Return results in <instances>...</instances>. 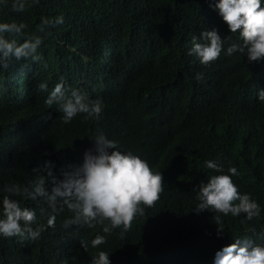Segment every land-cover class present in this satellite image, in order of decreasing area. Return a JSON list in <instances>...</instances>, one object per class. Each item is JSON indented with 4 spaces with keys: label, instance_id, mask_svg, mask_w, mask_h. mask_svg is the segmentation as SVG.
<instances>
[{
    "label": "trees",
    "instance_id": "trees-1",
    "mask_svg": "<svg viewBox=\"0 0 264 264\" xmlns=\"http://www.w3.org/2000/svg\"><path fill=\"white\" fill-rule=\"evenodd\" d=\"M210 3L29 0L22 12L0 5V21L27 26L13 34L17 40L42 37L41 61L13 60L0 72V197L6 185H28L33 168L47 160L62 178V170L82 163L85 150L94 151L97 130L161 171L163 183L160 198L143 206L123 235L119 227L103 233L101 224L65 229L63 221L72 215L66 207L48 226L44 198L17 195L21 206L36 210L33 226L42 225L41 234L26 240L0 236V264H88L97 248L109 253L111 264H213L215 252L235 238L264 242V102L255 100L264 88V60L248 62L239 52L222 50L204 65L188 54L192 36L207 28L231 36L224 49L238 40ZM57 15L63 23L40 32L41 19ZM60 80L89 100L99 98L101 119L84 120L79 113L65 123L55 105H45ZM40 82L48 89H40ZM217 157L224 171L237 168L232 179L238 191L257 200L258 216L195 210V186L216 174L204 161ZM52 184L46 180L49 192ZM97 233L105 242L83 248L81 240Z\"/></svg>",
    "mask_w": 264,
    "mask_h": 264
},
{
    "label": "clouds",
    "instance_id": "clouds-1",
    "mask_svg": "<svg viewBox=\"0 0 264 264\" xmlns=\"http://www.w3.org/2000/svg\"><path fill=\"white\" fill-rule=\"evenodd\" d=\"M37 3L38 0H31ZM29 0H0V5H10L15 12H22ZM221 19L226 22L230 34H237L238 40L224 49L225 40L217 29H205L199 37L193 35L188 54L194 55L201 64L215 61L222 50L231 55L239 52L247 57L248 62L264 60V0H214L209 4ZM63 15L43 17L40 21V32L63 23ZM23 21H0V72L8 69L15 61H41L38 48L42 44L40 35H28L23 41L15 38L26 29ZM38 87L48 89L46 82ZM258 99L264 101V88L257 89ZM44 104L55 105L63 122H70L73 117L83 113L84 120H100L103 102L97 98L89 100L87 94L79 88L66 89L63 80L48 91ZM94 151L85 150L82 163L62 170V178L54 175V162L47 160L43 165L33 168L36 176L28 185H6L3 191L7 194L0 197V236L16 237L19 240L36 239L41 234L42 225L34 222L36 210L21 206L14 197L27 196L36 200L43 197L50 213L47 225L53 226L55 215L65 207L72 213L63 221L67 229L72 224L87 228L103 225V233L120 228L121 235L130 227L134 217L144 212L143 206H152L163 191L162 172L152 169L148 161L134 154L131 150L122 151L117 147L118 141L108 138L103 131L97 130L94 136ZM109 149H112L109 151ZM216 174L201 180L195 186V204L197 212L209 210L213 213L231 214L236 217L241 213L245 219H252L260 213V205L250 193L238 191L232 177L238 175L235 166L226 171L219 162V157L204 161ZM53 181L51 191L45 188L46 180ZM31 186V190H30ZM217 219L219 217L217 216ZM222 228L217 235H222ZM105 235L97 233L90 241L81 240L83 248L97 246L105 242ZM88 264H111L109 253L98 249L91 256ZM213 264H264V242H255L251 237L235 238L215 252Z\"/></svg>",
    "mask_w": 264,
    "mask_h": 264
},
{
    "label": "bare ground",
    "instance_id": "bare-ground-1",
    "mask_svg": "<svg viewBox=\"0 0 264 264\" xmlns=\"http://www.w3.org/2000/svg\"><path fill=\"white\" fill-rule=\"evenodd\" d=\"M255 100H257V101H259V102H264V101L259 100V99H258V96H257V98H256ZM162 201H163V200H162ZM157 207H158V206H157Z\"/></svg>",
    "mask_w": 264,
    "mask_h": 264
}]
</instances>
